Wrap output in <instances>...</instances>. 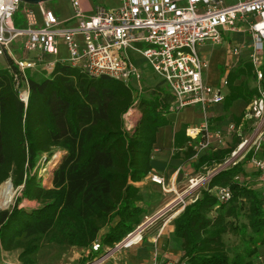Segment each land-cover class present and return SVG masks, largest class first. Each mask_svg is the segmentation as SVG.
I'll return each instance as SVG.
<instances>
[{
  "label": "trees",
  "instance_id": "obj_1",
  "mask_svg": "<svg viewBox=\"0 0 264 264\" xmlns=\"http://www.w3.org/2000/svg\"><path fill=\"white\" fill-rule=\"evenodd\" d=\"M5 57L6 66L0 65V187L11 180L22 191L11 210L0 212V263L3 254H16L19 264H39L45 245L59 252L90 250L96 258L147 217L141 207L144 195L135 184L152 172L157 134L171 124L167 115L174 97L162 85L138 95L110 77L91 78L61 62L50 75L43 71L22 75L8 53ZM243 75L245 80L236 85ZM16 76L28 88V104L20 98ZM253 78L250 64L229 75L226 108L242 99L251 102ZM136 102L140 116L129 131L125 116ZM186 130L176 134V147L190 142ZM237 143L202 156L195 171L222 163ZM57 152L62 155L47 186L35 171L44 158ZM194 155L188 146L185 159ZM244 170L229 169L210 185V189L229 188L230 202L221 204L203 189L172 221L175 236L182 240L178 264H256L261 259L264 198L254 181L247 185L236 180ZM25 200L38 207H21ZM231 235L241 244L230 253L225 238ZM95 243L101 245L99 252L93 251Z\"/></svg>",
  "mask_w": 264,
  "mask_h": 264
},
{
  "label": "built area",
  "instance_id": "obj_2",
  "mask_svg": "<svg viewBox=\"0 0 264 264\" xmlns=\"http://www.w3.org/2000/svg\"><path fill=\"white\" fill-rule=\"evenodd\" d=\"M71 2L73 15L62 20L44 4L31 6L21 0H0V60L8 53L22 75L36 69L50 75L61 62L91 78L110 77L140 95L144 90L143 75L131 57L140 55L173 95L171 112L197 108L205 115L202 123L186 130L190 147L195 151L193 160L197 162L204 155L227 149L238 140L222 163L206 165L201 172L188 175V185L182 194L164 177L150 175L164 193L175 195L174 201L159 213L145 217L114 248L106 249L97 262L103 263L117 253L143 245L156 224L172 222L198 199L203 189L215 194L221 204L230 202L229 188L210 189L215 177L229 169L252 166L253 180L246 174L236 180L247 185L254 181L264 198V0H121L116 8L97 7L90 13L81 0ZM18 13L23 17L19 27L15 21ZM237 34H243L245 40L236 42L233 37ZM18 40H22L25 57L16 60L11 49ZM62 44L68 53L64 61L60 57ZM211 45L227 46L237 66H253L254 98L245 105L239 122L231 121L225 127L212 125L208 116L225 103L230 85L229 74L219 86L205 81L209 68L200 50ZM46 56L51 59L46 60ZM15 79L21 100L28 104L25 82L17 76ZM139 113L136 102L125 116L127 130L134 128ZM54 158L58 163L60 157ZM100 250V243H95L93 251Z\"/></svg>",
  "mask_w": 264,
  "mask_h": 264
},
{
  "label": "crops",
  "instance_id": "obj_3",
  "mask_svg": "<svg viewBox=\"0 0 264 264\" xmlns=\"http://www.w3.org/2000/svg\"><path fill=\"white\" fill-rule=\"evenodd\" d=\"M82 4L85 10L90 13L92 8L90 1L82 2ZM233 38L236 42L240 43L244 41L246 37L243 34H237ZM61 50L65 53V56L61 57L64 61L68 57L64 44ZM200 55L208 64L209 70L205 75V81L211 86H219L227 74L230 75L242 66H237V60L230 55L227 46H205L201 48ZM28 57L32 58V56ZM131 57L139 67L143 75L144 83L146 82L147 84L148 82V84H151L150 86H153L152 82H155V89L159 85L165 87L164 83L153 73L150 65L143 57L137 54H133ZM244 76L245 75L241 76L236 85H241L245 80ZM253 85L254 83L251 80L252 90ZM169 93L171 94L170 91ZM228 95L229 87L225 93L226 100ZM226 103L225 101L223 105L214 108L211 113L209 112L208 116L209 118L211 117L212 125L225 127L231 121L239 122L246 101L244 99L236 101L228 108H226ZM204 118L205 115L197 108H187L179 112H170L167 115V119L171 124L159 129L157 134L155 151L151 162L152 172L150 175L155 174L164 177L169 183L175 184V188L179 194L186 191L188 185L187 176L197 173L195 171L197 162L193 160V158L189 161L185 159V153L188 146L190 147V142L184 148H179L175 145V137L184 127L188 129L189 127L197 126L203 122ZM186 137L188 138L187 134ZM180 142H183V138L180 139ZM150 175L141 182L135 184V187L139 188L144 195L145 200L141 204V207L146 211L147 217L159 213L175 199L174 194L164 193L159 185L153 183ZM37 207L38 204L34 202L33 207L27 209H35ZM174 231L175 227L173 222H169L167 225H164L163 222H159L150 230L143 245L125 252L112 264H155L156 262L162 263L168 261L179 263L183 257L182 240L175 236ZM106 233L107 229L103 230L100 237L104 236ZM65 252L77 253L80 255L90 254L91 251L70 249L65 250ZM9 258L18 262V255L3 254L1 257L2 261ZM261 262L264 264V251H261V259L256 262V264H261Z\"/></svg>",
  "mask_w": 264,
  "mask_h": 264
},
{
  "label": "rangeland",
  "instance_id": "obj_4",
  "mask_svg": "<svg viewBox=\"0 0 264 264\" xmlns=\"http://www.w3.org/2000/svg\"><path fill=\"white\" fill-rule=\"evenodd\" d=\"M82 2H86V1H90V5H91V10H96L97 7H105V8H116L120 5L121 0H81ZM46 8L53 10L58 17L62 18V19H67V18H71L74 12V9L72 7V2L71 0H55L53 2L50 3H45L44 4ZM22 15L21 13H18V15L15 17V21L16 23H22ZM22 40H18L15 45L12 47L11 51L13 53V57L14 59H19V58H23L25 57L23 49H22V45H21ZM63 45V44H62ZM61 45V47H62ZM9 55V54H8ZM65 53L63 50H61V55L60 57H64ZM0 65L1 66H6V57L3 56L2 59L0 60ZM35 73H41V69H36L35 71H33ZM37 79H40L41 76L39 74H37ZM144 81V79H143ZM153 86H150L151 84H146L143 83V89H153L155 87V82H152ZM254 87V86H253ZM140 116V113L137 115L136 120L138 119V117ZM128 120H130V118H127ZM55 155H58L59 157L62 155V153L57 152ZM53 155L51 157V159L47 160L46 158H44L38 165L37 169L35 172L38 173V177L41 178L44 182L45 185L48 186V180L51 177V173H52V169L53 167L56 165L57 163V159L54 158ZM245 174L247 175V177L251 178L252 180L255 177V170L250 167L249 165H247L245 168ZM9 182V181H8ZM11 184V182H9ZM11 187L13 189V197L11 199V201L9 202L8 205L6 206H2L0 207V212H4V211H9L11 210L17 199L20 198L21 196V191L22 189H18L15 188L12 184ZM34 202H28L27 200L22 202L21 207L24 208H30L33 207ZM226 243H228L229 245V252L231 253L233 248L240 245L241 242L239 240V238H237L236 236H228L225 238ZM129 250L117 253L113 258L104 261L103 263L97 262L100 256L104 255L105 253L101 254L100 256L94 258L93 254L90 252V254H77V253H69V252H59L57 248H55L54 246H44L41 253H40V257H39V264H112L115 263V260L120 257L122 254H124L125 252H127ZM260 251H264V247L261 246L260 247ZM16 255V254H14ZM258 262V261H256ZM1 263L5 264V263H13V264H19V262H17L16 260H13L12 258L9 259H5L2 261L1 259ZM261 264H263L261 262Z\"/></svg>",
  "mask_w": 264,
  "mask_h": 264
},
{
  "label": "bare ground",
  "instance_id": "obj_5",
  "mask_svg": "<svg viewBox=\"0 0 264 264\" xmlns=\"http://www.w3.org/2000/svg\"><path fill=\"white\" fill-rule=\"evenodd\" d=\"M12 197L13 189L11 184L6 182L0 187V207L8 205Z\"/></svg>",
  "mask_w": 264,
  "mask_h": 264
},
{
  "label": "water",
  "instance_id": "obj_6",
  "mask_svg": "<svg viewBox=\"0 0 264 264\" xmlns=\"http://www.w3.org/2000/svg\"><path fill=\"white\" fill-rule=\"evenodd\" d=\"M55 0H21V2L23 4H26V5H31V6H38V5H41V4H45V3H50V2H53ZM8 182V181H7ZM9 182H11V184L13 185L12 181L9 180ZM6 183V182H5ZM3 185V184H2ZM1 185V186H2Z\"/></svg>",
  "mask_w": 264,
  "mask_h": 264
}]
</instances>
